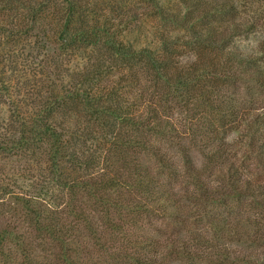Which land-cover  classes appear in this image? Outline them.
I'll return each mask as SVG.
<instances>
[{"label":"rangeland","instance_id":"1","mask_svg":"<svg viewBox=\"0 0 264 264\" xmlns=\"http://www.w3.org/2000/svg\"><path fill=\"white\" fill-rule=\"evenodd\" d=\"M43 1H47L44 6L49 14L40 20V29L23 36L22 41L5 39L1 35V29H6L7 25L0 28L1 141L2 135H19L20 125L16 124L18 118L35 113L43 96L51 93L52 96L61 98L64 92L74 91L80 85L83 73L92 63L109 65L111 62L104 51L96 49L85 50L79 47L61 53L57 50L60 43L58 30L66 17L63 0H22L15 4L21 12L13 13V20L19 23L27 14L28 4L36 7ZM37 3L39 4L35 5ZM84 3H90L89 7H85L82 13L79 12L81 8L77 9L76 16L71 19L70 25L74 30L84 25L86 16L91 17L89 10L93 4L103 12L122 6L119 13L131 20L126 24L128 27L123 31V36L135 49L147 46L153 38H156L154 42L157 43L167 42L166 50L179 70L174 74L169 73V76L177 74L189 84L172 94L165 82L155 85L147 73L138 70L140 84L132 91L131 85L127 87L129 91H126L125 96L129 100V96L134 98L133 95H142V99L138 100L140 108L143 103H149L148 107L151 104L180 134L185 129L190 130V134L194 132L195 141L187 137L179 140L170 135L163 137L155 134L150 140L149 136L146 138L150 142L151 152H164L178 167L181 165L180 152L186 150L194 167L203 173L202 180L211 184L208 197L201 200L198 192L185 181L165 176L162 180L164 190L175 196L166 202V210L160 211L159 207L149 203L147 199L138 197L146 205V209L138 211V219L134 216L136 223L126 222L121 234L104 232V240H107L109 248L121 252L116 256H104L105 262L101 261L102 264H136L127 257V254L133 253L153 259L158 264H220L218 260H221V264H264V89L252 79L245 78L242 81L243 75L237 70H232L227 76L234 74L231 83L230 78H227V83L216 81L217 74L222 70H229L227 67L222 68L217 62L194 67L195 71L191 69L192 73L190 70L185 72L183 65L202 60L201 54L204 52L202 49L197 50L192 42L186 43L190 41L191 33L189 32V38L185 37L187 32L182 27L184 20L181 16L188 12L187 8L196 7L199 10L196 27L206 31L218 27L225 36L235 23L239 26L233 29L239 34L235 37V43L240 44L242 54L260 57L264 62V0H160L164 7L179 14L177 23L172 20L164 21L154 14H151L154 16L151 19L150 5L141 0H84ZM1 10L2 7L0 12ZM202 13L204 16H201ZM157 26H162L164 40H160L155 28ZM156 35L159 41H156ZM111 64L114 67L109 70L111 73L104 84L113 86L121 76L131 75L123 64H116L114 61ZM213 65L221 69L216 71ZM209 72L211 77L208 78L211 81L202 82L201 78H196L198 73L208 75ZM220 85L224 87L221 91L218 88ZM64 109L53 113V123L56 126L63 123L64 129L59 126L63 133L83 136L82 139L87 141L84 149L88 152L85 153L86 158L94 155L91 154V150H95L94 144L97 145L101 136L106 133H123L136 139L148 135L146 130L133 131L123 124L113 128V124L109 125L106 120L104 124H107L109 130L106 128L103 131L104 127L92 120L77 104L68 103ZM211 127L221 135V140L207 139L208 128ZM79 140H72V147L79 148ZM220 153H224V163L211 160L212 156L216 157ZM96 156L98 155L95 154ZM152 161L154 162L153 159ZM68 164L70 163L66 162L65 168H68ZM178 172L183 176L185 171L180 169ZM52 177L46 145L40 149H16L11 148V145L0 148V186L7 192L0 193V228L7 225L16 227L26 242L33 243L35 236L27 223L18 217V211L9 212L8 206L18 208L15 201L21 197L44 200L51 198L48 192L54 186ZM246 183L255 191L241 189V198L234 195L237 192L231 190V185ZM50 194L55 196L57 193L54 190ZM252 194L253 197H249ZM190 195L196 198L189 199ZM121 212L123 215L127 214ZM135 214H138L137 211L129 214V217ZM173 216L185 220V225L178 227L170 223L168 217ZM87 238V234H84L81 242L91 252V242ZM148 239L155 242L154 249L139 246ZM33 244L36 245V242ZM184 248L192 257L184 253H170L172 250L183 252ZM8 251L6 256H0V264H22V257L17 249L11 247ZM33 252L35 262L45 264L40 249L37 247Z\"/></svg>","mask_w":264,"mask_h":264},{"label":"trees","instance_id":"2","mask_svg":"<svg viewBox=\"0 0 264 264\" xmlns=\"http://www.w3.org/2000/svg\"><path fill=\"white\" fill-rule=\"evenodd\" d=\"M21 1L0 0L2 3L0 4V8L2 7L0 28L7 25L6 29H1V35L5 39L22 41L23 36L30 35L37 28L40 29V20L42 21L43 16L49 14L44 6V2L47 1L35 4H39L36 7L28 4L26 16L22 19L19 17L21 21L18 23L17 20H13V13L21 12L19 7L15 6ZM141 1L148 2L150 5L151 19L155 16L164 21L172 20L177 23L179 14L164 7L160 4V0ZM63 4L66 10L64 17H66L58 30L60 43L57 50L61 53L68 52L70 49H79V47L85 50L96 49L99 52L104 51L111 62L109 65L92 63L86 68L87 71L83 73L80 85L75 87L74 91L64 92L61 98L52 96L51 93L43 96L38 103V110L28 117L18 118V115L14 114L19 119L16 122L17 125H20L19 135L10 133L2 135L3 140H0V148L11 145V148L16 149L32 147L40 149L46 145L53 171L54 186L48 192L51 198L44 200L21 197L15 201L18 208L8 206L9 212L11 210L12 212L18 211V217L27 223L28 228L35 236L36 245L33 244L34 242H26L23 234L18 232L19 229L16 227L7 225L0 228V256H6L8 248L14 247L20 252L22 264H37L33 255V251L37 247L43 255L42 260L45 264H102L105 262L106 256L119 255L121 251L109 248L107 240H104V232L121 234L128 222L136 223L134 216L140 215L138 211L146 209V205L141 203L137 199L138 197L147 199L149 203L159 207L160 211H165L166 202L175 197L164 190L162 180L165 176L185 181L195 192H198L201 200H206L208 192L211 190V184L202 180L203 173L194 167L186 150L180 152L182 167L181 165L178 167L164 152H160V150L157 151V154L151 152V147L148 144L150 142L146 138L149 136L150 140L155 134L163 137L170 135L179 140L187 137L191 141H195L194 132L190 134V130L185 129V132L180 134L167 119H164L163 115H159L157 110L151 107V104L148 107L149 103H143L140 108L138 100L142 99V95H133L134 98L129 96V100L125 96L127 95L126 91H129L127 87L131 85L130 91H132L140 84L138 70L142 71L141 73H147L155 85L161 81L165 82L168 89L172 90V94L189 84L177 74L169 76V73L174 74L179 70L172 62L173 57L169 56L166 50L167 42L157 43L154 42L156 38H153L150 43L148 41L147 46L135 49L123 36V31L125 32L128 27L126 24L131 20H127L126 17L121 16L122 13H119L122 6L111 7L113 9L108 10V13L103 12L102 9H96V5L93 4L89 10L91 17L87 18L89 15L86 16L84 25L74 30L70 25L71 19L74 15L76 16L77 9L81 8L79 12L82 13L90 3H84V0H63ZM187 10L188 12L184 16L181 15L184 20L182 27L187 32L185 37L189 38V32L191 33L190 41L188 40L186 43L191 44L192 42L197 50L202 49L201 51L204 53H200L203 56L202 60L186 62L182 67L184 71L190 70L192 73V70L195 71L194 67L217 62L221 64L222 68L227 67L229 70H222L219 75L217 74L216 81L227 83V78H230V82L233 80L234 74L227 77L229 72L237 70L241 73L240 75H243L242 81L245 78L252 79L264 89V62L260 57L253 56V58L242 54L240 44L235 43V37L239 34L234 30L239 26L233 23L234 26H230L231 29L226 36L219 31L218 27H212L209 29L210 31L202 30L196 27V21L199 18L197 11L199 10L196 7L187 8ZM204 13L201 16H204ZM53 16L57 18L56 14ZM155 28L161 37L160 40H164L162 26ZM156 37L158 38V35ZM156 41H159V38ZM112 61L116 64H123V67L131 75L121 76L115 85L108 86L104 82H106V78H109L108 75L111 73L109 70L114 67L111 64ZM213 66L216 71L221 69L219 66ZM208 77H211V72L208 75L201 73L196 75V78H201L202 82L211 81ZM85 85L89 86L85 87ZM83 87L85 89L82 90ZM218 88L220 91L224 89L223 85ZM207 101L210 107V99ZM68 103L80 106L92 120L99 122L100 126L104 127L103 131L108 128L107 124H104V120H106L109 121V125L113 124V128L115 125L119 127L123 124L133 131L146 130L148 135H143L142 139H136L123 133L116 132L113 135L106 133L101 136L97 145L94 144L95 150H91V154L94 155L86 158L85 153L88 152H85L84 149H86L87 141L82 139L83 136L78 135V138L72 133H63V123L61 122L62 124L59 125L63 129L53 123L55 118L53 113L64 111ZM208 131L209 138L207 139L218 140L221 136L212 127L208 128ZM75 139H80L77 142L80 145L79 148L78 146L72 147V140L75 141ZM102 153L104 156L101 157ZM95 154L98 156L95 157ZM148 157L150 158L147 159ZM211 160H215V163L217 161L224 163V153H220L216 157L212 156ZM66 162L70 163L68 168H65ZM180 169L185 171L183 176L178 172ZM68 170L70 172H67ZM231 187L232 191L237 192L234 195L239 198L242 197L241 189L249 192L255 191L247 183L246 185L232 184ZM54 190L57 193L55 196L50 194ZM1 192L7 193L2 186H0ZM249 197H253V194ZM195 198L193 195L189 196V199ZM121 211L127 214L123 215ZM136 211L138 214L129 217V214ZM136 217L138 219V216ZM168 218L170 223L178 225V227H183L186 223L178 216ZM212 225L215 226L214 223ZM84 234H87V239L91 242V252H88L87 245L81 242ZM140 245H143L144 249H154L156 244L153 240L148 239ZM185 251L184 248L183 252L172 250L170 253L176 255L184 253L188 257H192L191 253ZM127 257L136 264H158L155 260L140 257L136 253L127 254ZM193 259L191 258V261H194ZM220 261L218 260L221 264Z\"/></svg>","mask_w":264,"mask_h":264}]
</instances>
